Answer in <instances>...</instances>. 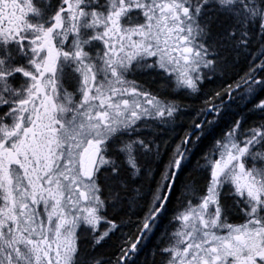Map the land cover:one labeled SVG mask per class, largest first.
I'll use <instances>...</instances> for the list:
<instances>
[{"label": "snow or ice", "instance_id": "obj_1", "mask_svg": "<svg viewBox=\"0 0 264 264\" xmlns=\"http://www.w3.org/2000/svg\"><path fill=\"white\" fill-rule=\"evenodd\" d=\"M0 264H264V0H0Z\"/></svg>", "mask_w": 264, "mask_h": 264}]
</instances>
